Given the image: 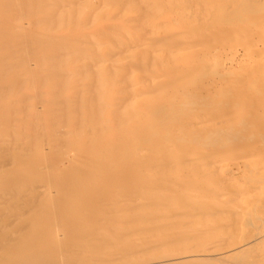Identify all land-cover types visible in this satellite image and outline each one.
Segmentation results:
<instances>
[{
	"label": "bare ground",
	"instance_id": "obj_1",
	"mask_svg": "<svg viewBox=\"0 0 264 264\" xmlns=\"http://www.w3.org/2000/svg\"><path fill=\"white\" fill-rule=\"evenodd\" d=\"M0 264H264V0H0Z\"/></svg>",
	"mask_w": 264,
	"mask_h": 264
}]
</instances>
